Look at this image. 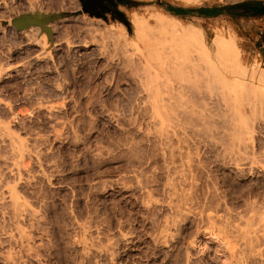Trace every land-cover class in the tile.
<instances>
[{
    "label": "rangeland",
    "instance_id": "1",
    "mask_svg": "<svg viewBox=\"0 0 264 264\" xmlns=\"http://www.w3.org/2000/svg\"><path fill=\"white\" fill-rule=\"evenodd\" d=\"M134 1L137 4L120 7L125 14L123 21L110 15L108 19L91 16L82 11L80 0H0V122L24 140L32 156L21 165L22 178L18 179L20 174L16 172L13 173L17 178L12 177L13 165L8 162L12 158L0 142V181L16 185L20 199L36 210L34 216L25 213L28 216H22V225H17L14 211L4 204L0 195V264H179L186 244L203 239L212 227L224 236L229 234V240L240 249L245 248L246 255L252 256L246 264H264V237L255 239L253 235L258 229L261 230L258 234L264 235L261 225L264 221H260L263 214L258 211L264 210V113L247 117L254 123H247L246 118L244 123L240 118L242 124L234 119L232 125L231 118V123L226 124L225 116L209 98L201 97L204 100L201 101L189 90V86L192 89L199 85L203 95L211 84L218 85L207 77L214 73L229 76L231 58L228 60V56L216 50L215 38L219 34L235 38L241 50V62L247 73L239 79L264 87L257 75L252 77L253 69L256 74L264 72V33L261 32L264 30L260 29L263 20L250 23L232 16L203 17L198 13L176 14L169 9L170 6L210 8L244 0ZM133 10L143 15L154 10L165 14L168 20L180 24V33L183 26L190 25L203 31L208 59V55L196 48L197 52L192 53L194 58L165 53L164 66L143 54L142 63L134 64V47L125 51L121 46V50L111 38L101 35L103 31L87 32L90 24L117 30L123 24L129 39L135 41V27L130 19ZM24 16H40L44 24L17 27L14 21ZM42 33L47 36L45 43ZM139 47L145 54L144 45L139 44L136 49L140 50ZM182 86L186 90L182 89L183 93ZM157 94L164 100L162 97L156 101ZM244 124L246 128L253 125V130L248 129L250 134ZM225 194L228 198L222 210L225 213L211 211L208 206L215 202L214 196ZM253 204L263 208L254 213ZM247 205L253 208L250 210ZM245 208L249 213L243 212ZM208 213L217 215L214 221L208 218ZM250 219L253 225L249 228L257 226L253 231L249 229L253 233L245 229ZM240 220L243 225L238 226ZM168 226L169 230L164 231ZM16 227L25 230L29 242L21 243ZM240 227H244L242 232ZM243 230L250 233L246 232L245 237ZM26 243H30L28 252L22 246ZM252 245L256 251L251 253ZM196 247L192 249L193 264H223L216 262V252L202 251L203 245ZM8 254L10 260L6 258Z\"/></svg>",
    "mask_w": 264,
    "mask_h": 264
},
{
    "label": "bare ground",
    "instance_id": "2",
    "mask_svg": "<svg viewBox=\"0 0 264 264\" xmlns=\"http://www.w3.org/2000/svg\"><path fill=\"white\" fill-rule=\"evenodd\" d=\"M193 1H195V0H183V2L184 3H191V2H193ZM199 1V0H198ZM165 14H163L162 15V13H160V12H158V11H151V12H149V14H147V15H143V13L141 14V13H139V12H137L136 10H133L131 13H130V19H131V21H132V23L134 24V27H135V33H136V38H135V41H132V40H130L129 39V37H128V32H127V30H126V27L123 25V24H120V26H118V30L116 29H114L113 27H110V28H104L103 26H92L91 24L90 25H88V26H90L89 28H91V30H89V28H88V30H87V32L88 33H91V31L93 32L94 31V33H96V32H101V31H103V33L101 32V35H103V34H105V35H107V37L106 38H111L112 39V41L113 42H115V43H117L119 46H120V49L122 50V48H126L125 49V51L127 50V47H128V50H129V48L131 47V48H133L134 47V49H135V56L133 57V54H132V57H133V62H134V64L135 63H142V54L143 55H146L147 56V58H153V59H156V60H159V62H158V64L160 65V66H164L165 65V62H166V60H165V53H168V55H176V57L177 56H179V57H188V58H191L192 56H193V54H194V51L196 50V48L198 49V50H201V52L202 53H204L205 55H208L207 56V59H208V57H209V50H208V48H207V45H206V42H205V36H204V32L203 31H201V30H196L195 28H193V26H183L184 28H183V32H181L180 33V30L181 29H179V25H177L178 24V22H177V24L176 23H174V22H172V19H171V21L170 20H168V19H170L169 17H168V19H167V16H164ZM89 19V18H88ZM92 19V18H91ZM151 19H154L155 20V23L151 20ZM85 21V20H84ZM94 21V20H93ZM98 22H99V20H98ZM81 25V24H80ZM84 25V24H83ZM87 26V25H86ZM112 26V25H111ZM41 28H42V26H40ZM39 27V28H40ZM81 27V26H80ZM79 27V28H80ZM84 27H85V25H84ZM83 26H82V29L84 28ZM38 28V27H37ZM44 28V27H43ZM75 28V27H74ZM45 29V28H44ZM46 30V29H45ZM40 31V30H39ZM47 31V30H46ZM27 32V31H26ZM93 33V34H94ZM49 34H50V32H49ZM225 34V33H224ZM97 35V34H96ZM25 36H26V34H25ZM29 36V35H28ZM42 36H43V38L41 37V35H40V37L42 38V40L44 41V43H45V41L47 40V36H46V34L45 33H42ZM92 36V35H91ZM65 37V36H64ZM93 37H95V35H93ZM92 37V38H93ZM105 37H103V38H105ZM235 37V36H234ZM91 38V39H92ZM102 38V37H101ZM94 39V38H93ZM92 39V40H93ZM100 39V38H99ZM216 40H215V45L218 47V48H216V50L218 49L219 51H220V54H224V56L226 55V56H228V60H229V57L231 58L230 59V61H231V64H230V66H231V70H230V68H229V76L228 75H217V73H216V75H209V76H211V77H215V78H212V79H210L211 77H207V78H209L208 80H213L211 83H215L216 82V85L218 86H213L212 84L210 85V87L212 88V89H210V87H209V89L208 90H206L207 92H205V90L202 88V90L205 92L203 95H201L202 94V92H201V89L199 88V87H201V86H197L196 84V86L197 87H193V86H191V87H193L192 89H190V86H189V90H190V92L192 93V96L194 97V98H199L200 100H201V97H202V99H207V98H209L211 101H212V103H214L215 105H216V108L219 110L218 112H220L221 111V114H223L224 116H225V118H226V120L224 121L225 123L226 122H229L230 121V119L232 118V120H238L239 121V119L240 118H242V121H243V119H245V121H247V123L250 121V119L248 118L247 119V117H251V116H253V115H256V113H264V87H262L261 85H256L255 83L253 84V83H250V82H247L245 79H242V78H244L245 77V75H246V73H247V71H246V68L244 67V65L242 64L243 62H241V50L238 48V46H237V43H236V40H235V38H225L223 35H221V34H219V35H217V37L215 38ZM85 40V39H84ZM91 40V41H92ZM94 40H96V37H95V39ZM36 41V40H35ZM62 41V40H61ZM83 41V40H82ZM37 42H39V40L37 41ZM80 42V41H79ZM114 43V44H115ZM38 44V43H37ZM40 44V43H39ZM42 44V43H41ZM139 44H143L144 45V48H145V50H144V48H143V51H145V54H144V52H142L141 51V47H139L140 48V52L136 49V48H138V46H139ZM42 45H44V44H42ZM41 45V46H42ZM45 46V45H44ZM116 46V45H115ZM114 46V47H115ZM118 46V47H119ZM121 46H122V48H121ZM42 48H43V46H42ZM130 48V49H131ZM127 50V51H128ZM137 50V51H136ZM120 51V50H119ZM130 51H133L134 52V50H130ZM218 51V52H219ZM196 52H197V50H196ZM47 53V52H46ZM45 53V54H46ZM193 53V54H192ZM217 53V52H216ZM201 54V53H200ZM192 55V56H191ZM218 55V54H217ZM219 56V55H218ZM223 56V57H224ZM225 56V57H226ZM196 57V56H195ZM206 57V56H205ZM193 58H194V56H193ZM218 58V57H217ZM221 58V57H220ZM219 60V59H218ZM209 62V61H208ZM215 62H217V61H215ZM219 62V61H218ZM210 63H211V60H210ZM220 63V62H219ZM207 64V63H206ZM212 64H215V63H213L212 62ZM140 65V64H139ZM147 65V64H146ZM220 65V64H219ZM143 66V65H142ZM214 66V65H213ZM3 67H4V65H3ZM209 67V66H208ZM211 68H212V65L210 66ZM214 67H215V69H214ZM212 69H214V70H216L217 69V67L216 66H214ZM2 68V67H1ZM210 68V69H211ZM221 68V67H220ZM3 69V68H2ZM206 70H208V69H206ZM214 70H210L211 72H214ZM222 70V69H221ZM225 70V69H224ZM254 70V72H253V74H252V77L253 76H255V75H257L258 76V82L260 81V82H262V84H263V82H264V72H261L260 74H259V72H258V74H256L257 73V71L255 70V69H253ZM252 70V71H253ZM262 71H264V70H262ZM205 72V71H204ZM222 72V71H221ZM227 72V71H226ZM194 73V72H193ZM222 73H224V72H222ZM189 74V73H188ZM190 74H192V73H190ZM189 74V75H190ZM195 74H197V72L195 73ZM199 74V73H198ZM203 74V73H202ZM211 74V73H210ZM200 75V74H199ZM205 75V74H204ZM186 76V75H185ZM184 76V77H185ZM193 76V75H192ZM201 76H203V75H201ZM242 76V78L241 79H239V77H241ZM190 77V76H189ZM194 77V76H193ZM206 77V76H205ZM186 78V77H185ZM188 78V77H187ZM191 78V77H190ZM199 79H202V77L200 78V77H198ZM204 78V77H203ZM206 78V79H207ZM254 78V77H253ZM195 79V78H194ZM197 79V78H196ZM195 79V80H196ZM205 79V78H204ZM180 80H182L183 81V79H180ZM185 80H187V79H185ZM184 80V81H185ZM189 80H191V79H189ZM189 80H188V82H189ZM192 80H193V78H192ZM194 80V81H195ZM199 81V80H198ZM206 82L205 83H207V80H205ZM209 81V82H210ZM177 82H179V80L177 81ZM188 82H187V84H188ZM192 82V81H191ZM190 82V83H191ZM199 82H201V81H199ZM199 82H195V83H199ZM180 83V82H179ZM186 83V82H185ZM184 83V84H185ZM192 83H194V82H192ZM191 83V84H192ZM203 82H201V83H199V84H202ZM190 84V85H191ZM181 85H183V84H181ZM194 85V84H193ZM203 85V84H202ZM205 86H208V84H204ZM178 86V85H177ZM205 86H204V88H205ZM203 87V86H202ZM214 87V88H213ZM182 89L184 90L185 89V87H183L182 86V88H181V92H182ZM200 89V90H199ZM179 90V89H178ZM165 91V90H164ZM169 91V90H168ZM184 91H186V90H184ZM165 93V92H164ZM183 93V92H182ZM160 94V93H159ZM159 94H157L156 96L157 97H155V100L156 101H160L161 100V98L163 97H160V95ZM167 94V93H166ZM184 94H185V92H184ZM182 95V94H181ZM171 96V95H170ZM179 96V95H178ZM168 97V96H167ZM168 98H170V97H168ZM163 100H164V97L162 98ZM208 99V100H209ZM167 100H169V99H167ZM204 100H201V101H204ZM209 100V101H210ZM195 101H197V100H195ZM199 101V100H198ZM210 101V102H211ZM209 102V103H210ZM190 103V102H189ZM199 103V102H198ZM46 104V103H45ZM44 104V105H45ZM165 104V103H164ZM213 104V105H214ZM203 105V104H202ZM205 105V104H204ZM214 105V106H215ZM7 106V105H6ZM211 106V105H210ZM172 107V106H171ZM208 107V106H207ZM48 108V107H47ZM193 108V107H192ZM9 109V108H8ZM11 109V108H10ZM52 109V108H51ZM177 109V108H176ZM183 109V108H182ZM216 109V110H217ZM195 111V110H194ZM189 112H190V110H189ZM217 112V111H216ZM217 112V113H218ZM192 113V112H191ZM188 114V113H187ZM13 115V114H12ZM182 115V114H181ZM258 115V114H257ZM262 115V114H261ZM50 116V115H49ZM179 117H181V116H179ZM199 117V116H198ZM262 117H263V115H262ZM14 118V117H13ZM202 117H200V119H201ZM219 118V117H218ZM255 118V117H254ZM190 119H192V118H190ZM190 119H188V120H190ZM213 119V118H212ZM4 120V119H3ZM205 120V119H204ZM213 120H215V119H213ZM217 120V119H216ZM232 121V125H234V123L233 122H236V121ZM241 120V119H240ZM191 121V120H190ZM218 121V120H217ZM222 121H223V119H222ZM245 121H243L244 123H245ZM252 122H253V120H251ZM250 121V122H251ZM260 121V120H259ZM219 122V121H218ZM223 122V123H224ZM241 121H239V123H240ZM190 123V122H189ZM210 123V122H209ZM222 123V124H223ZM229 123H231V122H229ZM246 123V124H247ZM254 123V122H253ZM252 123V124H253ZM180 124V123H179ZM178 124V125H179ZM227 124V123H226ZM225 124V125H226ZM240 124H242V123H240ZM9 125V124H8ZM245 125V124H244ZM249 125V124H248ZM253 126V125H252ZM251 126V127H252ZM178 127V126H177ZM202 127V126H201ZM215 128H216V126H214ZM222 127H224V126H222ZM247 127V125H245V128ZM250 126H249V128L250 129H252L253 130V128H251ZM225 128V127H224ZM230 128H234V126L233 127H231L230 126ZM244 128V126H243V129L244 130H248L249 128H246L245 129ZM11 127H9V126H6L5 124H4V122H0V142H2V145H5V147L7 148L6 150H8V152H9V154H10V157L12 158V162L11 161H8V162H10V164L12 163V165H13V167H11L12 169H13V171H11V170H9V171H11L12 173L13 172H16L17 174L19 173L20 175H18L19 176V178L18 179H20V177L22 178V164H23V162L25 163V159L27 158V157H30L31 156V151L30 150H28V149H30V148H27V146H26V143L24 142V140L21 138V137H19L18 135H16L15 133L13 134V133H11ZM201 129V128H200ZM227 129V128H226ZM242 128H240V130H241ZM1 130H2V132H1ZM216 130V129H215ZM228 130V129H227ZM246 130V131H247ZM14 131V130H13ZM243 131V130H242ZM251 131V130H250ZM202 132V131H201ZM249 132V130L247 131V133ZM252 132V131H251ZM17 133V132H16ZM216 133H218V132H216ZM252 133H254V131L252 132ZM212 134V133H211ZM219 134V133H218ZM249 134H250V132H249ZM28 135V134H27ZM240 135H243V134H240ZM252 135V134H251ZM205 136V135H204ZM234 136H235V134H234ZM248 136V135H247ZM236 137H237V135H236ZM236 137H234V139H236ZM212 138V137H211ZM210 138V139H211ZM218 138V137H217ZM252 138V137H251ZM237 139H240V142L242 141L241 140V137L239 136V138H237ZM246 139V138H245ZM23 140V141H22ZM255 141V140H254ZM244 142H245V140H244ZM244 142H243V144H244ZM248 142H249V140H248ZM233 143V142H232ZM213 144V143H212ZM234 144V143H233ZM239 144V143H238ZM247 144V143H246ZM247 146V145H246ZM249 146V145H248ZM248 146H247V148H248ZM241 147V146H240ZM242 147H244V146H242ZM250 147V146H249ZM198 148V147H197ZM199 149V148H198ZM236 149V148H235ZM238 150V149H237ZM242 150V149H241ZM240 150V151H241ZM30 151V152H29ZM235 151V150H234ZM220 153V152H219ZM8 154V153H7ZM192 154V153H191ZM246 154V153H245ZM263 154V153H262ZM220 155V154H219ZM234 156V155H233ZM251 156H253V155H251ZM257 156V155H256ZM32 157V156H31ZM242 158V157H241ZM255 158V157H254ZM237 159H238V157H237ZM253 159V158H252ZM6 161V162H7ZM240 161V160H239ZM238 161V162H239ZM7 162V163H8ZM222 163V162H221ZM6 164V163H5ZM234 164H238V163H236V161H235V163ZM255 164V163H254ZM9 165V164H8ZM22 165V166H21ZM242 165V164H241ZM10 166V165H9ZM240 166V165H239ZM10 168V167H9ZM231 168V167H230ZM232 168H234V166L232 167ZM231 168V169H232ZM237 169V168H236ZM246 169V168H245ZM194 170V169H193ZM230 170V169H229ZM235 170V169H234ZM241 170V169H240ZM243 170V169H242ZM234 172V171H233ZM233 172H232V174H233ZM236 172V171H235ZM241 172V171H240ZM244 172V171H243ZM264 172V171H263ZM10 173V172H9ZM8 173V174H9ZM231 173V172H230ZM238 173H239V171H238ZM237 173V174H238ZM11 174V173H10ZM9 174V175H10ZM9 175H8V177H9ZM13 175H15V173H13L11 176L12 177H14ZM234 175V174H233ZM262 176H264V175H262ZM1 177V176H0ZM15 177H16V175H15ZM243 177V176H242ZM17 178V177H16ZM13 179V178H12ZM18 179H16V180H18ZM7 180V179H6ZM13 180H15V179H13ZM252 180V179H251ZM239 182V181H238ZM250 182V181H249ZM253 182V181H252ZM255 182V181H254ZM7 183V182H6ZM6 183L4 182V180H1L0 181V188H1V192L2 193H0V195H1V198L4 200V204H6V206H8V207H11V209L14 211L13 213H12V215H14V217L13 218H15V221L17 222V225L18 224H21L20 223V220L22 219L21 217L22 216H24L25 215V213L26 214H29V215H33L34 216V211H36V210H34L33 208H30V206L28 205V204H26V202H24V201H22L21 199H20V197H19V195L17 194V191H16V185L15 186H11V185H6ZM256 183V182H255ZM219 186V185H218ZM221 186V185H220ZM5 187V188H4ZM140 187V186H139ZM145 187V186H144ZM219 188V187H218ZM217 188V189H218ZM222 189V188H221ZM220 189V190H221ZM226 189V188H225ZM224 188H223V190H225ZM244 189V188H243ZM242 189V190H243ZM142 190V189H141ZM207 190V189H206ZM219 190V192H221V191H223V190H221L220 191ZM235 190V189H234ZM162 191V190H161ZM211 191V190H210ZM226 191V190H225ZM172 192V191H171ZM203 192H205V191H203ZM215 192H216V190H215ZM218 192V194L220 195V193ZM175 193V192H174ZM177 193V192H176ZM175 193V194H176ZM224 193H226V192H224ZM223 193V194H224ZM242 193V192H241ZM172 194V193H171ZM213 194V193H212ZM217 194V193H216ZM215 194V195H216ZM238 194V193H237ZM174 195V194H173ZM172 195V196H173ZM199 195V194H198ZM254 195V194H253ZM256 195V194H255ZM254 195V196H255ZM259 195V194H258ZM177 196V195H176ZM180 196V195H179ZM203 196H204V194H203ZM226 194L224 195V196H219V197H216L215 198V196H214V201L215 202H212L211 200H212V196H211V198H208V199H210V201H208L209 203H211L209 206H208V208H210L211 209V211H213L214 210V212L216 211V213L217 212H219L220 213V211H222L224 208H225V206H226V204H228L227 202L228 201H226V200H228V198L226 199ZM254 196L252 197V199L254 200V202H256L255 200L257 199H254ZM260 196V195H259ZM138 197V196H137ZM150 197V196H149ZM149 197H148V199H149ZM175 197V196H174ZM193 197V196H192ZM257 197V196H256ZM153 198V197H152ZM168 198V197H167ZM188 198H190L189 197V195H188ZM187 198V199H188ZM1 199V200H2ZM171 199V198H170ZM170 199H169V201H170ZM176 199V198H175ZM201 199V198H200ZM216 199V200H215ZM251 199V200H252ZM152 200V199H151ZM151 200H150V202H151ZM172 200H174V199H172ZM194 200V199H193ZM250 200V201H251ZM263 200H264V198H263ZM146 201V200H145ZM159 201V200H158ZM177 203H179V200L177 199ZM183 201H184V199H183ZM245 201V200H244ZM250 201H248V203L250 202ZM261 201H262V199H261ZM149 202V201H148ZM185 202V201H184ZM198 202V201H197ZM208 202L205 204V205H207L208 204ZM252 202V201H251ZM264 202V201H263ZM146 203H147V201H146ZM171 203V202H170ZM174 203H175V201H174ZM192 203V202H191ZM203 203V202H202ZM205 203V202H204ZM203 203V204H204ZM247 203V204H248ZM253 203V202H252ZM258 203V202H257ZM256 203V204H257ZM261 206L263 205V203H259ZM170 205V204H169ZM201 205V204H200ZM250 205V204H249ZM249 205H247V207L249 206ZM258 205V204H257ZM175 206V205H174ZM177 206V205H176ZM181 206V205H180ZM180 206H179V208H180ZM251 206V205H250ZM248 207L249 209L251 208V207ZM253 206H254V204H253ZM253 206H252V208H253ZM172 207V206H171ZM201 207H204V208H206L205 206H201ZM246 207V208H247ZM258 207V206H257ZM257 207H255L254 206V209L256 208V210L254 211V213L255 212H257V210L259 209V208H263V207H260L259 206V208H257ZM185 208V207H184ZM203 208V209H204ZM245 208V210H243V212H247L246 210H248V209H246ZM251 208V209H252ZM187 209V208H186ZM207 209V208H206ZM213 209V210H212ZM231 209V208H230ZM233 209V208H232ZM250 209V210H251ZM12 210H10V211H12ZM34 210V211H33ZM72 210V209H71ZM174 210V209H173ZM205 210V209H204ZM209 210V209H208ZM226 210V209H225ZM249 210V211H250ZM9 211V210H8ZM188 211H191V210H188ZM202 211V210H201ZM200 211V212H201ZM206 211V210H205ZM229 211V210H228ZM228 211L226 212V214H228ZM232 211V210H231ZM259 211V213L261 212V214H263V215H261L260 216V214H259V216L261 217V219L262 220H260L259 218V220L260 221H264L263 219H264V213H262L264 210H258ZM223 212V211H222ZM242 212V213H243ZM196 213V212H195ZM194 213V214H195ZM223 213H225V212H223ZM222 213V214H223ZM230 213V212H229ZM241 213V214H242ZM247 213H249V212H247ZM4 214V213H3ZM198 214V213H197ZM221 214V215H222ZM225 214V215H226ZM245 214L246 213H244V216H245ZM36 215V214H35ZM177 215L178 216H180V215H182V210L181 209H179L178 210V212H177ZM191 215V214H190ZM205 215V214H204ZM225 215H223V216H225ZM230 215H231V213H230ZM253 216H254V214H252ZM256 215V214H255ZM25 216H28V215H25ZM78 216V215H77ZM185 216V215H184ZM207 216H208V218L209 219H213V221H214V218H215V216H217V215H214L213 213H208L207 214ZM227 216V215H226ZM229 216V215H228ZM237 216V215H236ZM242 216V215H241ZM246 216H247V214H246ZM252 216V217H253ZM262 216H263V218H262ZM36 217V216H35ZM198 217H200V216H198ZM222 217V216H221ZM220 217V218H221ZM230 217V216H229ZM229 217H227V218H229ZM238 217V216H237ZM243 217V216H242ZM248 217V216H247ZM250 217V216H249ZM254 217H256V216H254ZM258 217V216H257ZM256 217V218H257ZM11 218V217H10ZM21 218V219H20ZM24 218V217H23ZM34 218V217H33ZM190 218V216L188 217V219ZM203 218V217H202ZM218 218V217H217ZM223 218V217H222ZM226 218V219H227ZM243 218H245V217H243ZM186 219H187V217H186ZM199 219V218H198ZM201 219V218H200ZM205 219H207V218H205ZM240 219H242V218H240ZM247 219V218H246ZM251 219H253V218H251ZM249 220V221H251L248 225V228H246L245 227V229L247 230V231H250V232H252L253 230V228L254 227H257V226H254V227H252V229L251 228H249L250 226H252L253 224H251V223H253V220ZM258 219H256V220H258ZM28 220V219H27ZM216 220V219H215ZM220 220V219H219ZM219 220H217V221H219ZM229 220V219H228ZM10 221V220H9ZM23 221V220H22ZM38 221H39V219H38ZM182 221H183V219H182ZM206 221V220H205ZM241 221V220H240ZM247 221V220H246ZM2 222V221H1ZM8 222V221H7ZM11 222V221H10ZM15 222V223H16ZM28 222V221H27ZM79 222V221H78ZM164 222H165V220H164ZM167 222L169 223V221L167 220ZM173 222H175V219L173 220ZM223 222H225V221H223ZM230 222V221H229ZM228 222V223H229ZM248 222V221H247ZM257 222V225H258V221H256ZM12 223V222H11ZM166 224V225H169V224ZM227 223V222H226ZM242 223V221L241 222H239V225L238 226H240V224ZM243 223H246V222H243ZM254 223H255V220H254ZM263 223V224H262ZM82 224V223H81ZM198 224V223H197ZM229 224H231V222L229 223ZM247 224V223H246ZM251 224V225H250ZM15 226H16V224H14ZM22 225V224H21ZM85 225V224H84ZM207 225V224H206ZM227 225V224H226ZM237 225V224H236ZM241 225H243V224H241ZM261 225H264V222H261ZM29 226V225H28ZM81 226V225H80ZM109 226V225H108ZM233 226V225H232ZM244 226H245V224H244ZM259 226V225H258ZM14 227V226H13ZM19 227V226H18ZM32 227V226H31ZM82 227H83V225H82ZM199 227V226H198ZM215 227V226H214ZM229 226H227V228H228ZM235 227V226H234ZM242 227V226H241ZM241 227H240V231L242 232V229H244V227L241 229ZM262 226H260V228H261ZM17 228V227H16ZM88 228L89 227H87V230H88ZM169 226L168 227H165V229H164V231L166 230V231H168L169 230ZM173 228V227H172ZM213 228V227H212ZM212 228L211 229H209L210 231H206L204 234H205V236H204V238L203 239H193L192 241H190V242H188V244H186V242H184V244H186V246H185V253L183 254V257H182V259L180 260V261H178L179 262V264H193L192 263V256H193V252H192V249L194 248L195 249V247L196 246H202L203 245V247L202 248H200L202 251H205V250H207V251H214V252H216V258L215 259H217V261L216 262H221V263H223V264H231L232 262H235L236 264H246L247 262H249L248 261V259L250 258V257H248L247 255H246V250H244L243 248L242 249H240L239 247H237V245H236V243H233V241H232V239L231 240H229V234H227V235H222L221 234V231L218 233V232H216L214 229L215 228H213V230H212ZM239 227H236L235 229H238ZM19 229V235H20V237L19 238H21L20 239V241H21V243L23 242V244L25 243V241L26 242H29V237H28V235H26V232H24L22 229H21V227L20 228H17V230ZM83 229V228H82ZM81 229V230H82ZM229 229V228H228ZM227 229V230H228ZM249 229H251V230H249ZM256 229H258V228H256ZM264 229V227L262 228V230ZM83 230H85V229H83ZM82 230V231H83ZM92 230V229H91ZM182 230V229H181ZM217 230V229H216ZM220 230V229H219ZM12 231V230H11ZM86 231V230H85ZM85 231H83V232H85ZM172 231V230H171ZM223 231V230H222ZM236 231H238L239 232V230H236ZM235 231V232H236ZM244 231V233H242V234H245V237L248 235V234H246V232H245V230H243ZM261 232V230L260 229H258L257 231H254V234L253 235H255L254 237H255V239H259V236H263L264 237V235H261V233L260 234H258V232ZM82 232V233H83ZM160 232V231H159ZM202 232V231H201ZM233 232H234V230H233ZM241 232L239 233V234H241ZM250 232H247V233H250ZM13 233V232H12ZM77 233V232H76ZM228 233H229V231H228ZM230 233H232V230H231V232ZM253 233V232H252ZM251 233V234H252ZM263 234H264V232H262ZM80 234V233H79ZM97 234V233H96ZM121 234H123V233H121ZM13 235V234H12ZM18 235V234H17ZM25 235V236H24ZM31 234H29V236H30ZM90 235V234H89ZM164 235H167V234H164ZM4 236V235H3ZM11 236V235H10ZM123 236V235H122ZM186 236V235H185ZM184 236V237H185ZM238 236V235H237ZM241 236V235H240ZM26 237V238H25ZM32 237V236H31ZM30 237V238H31ZM43 237V236H42ZM52 237V236H51ZM55 237V236H54ZM76 237V236H75ZM81 237V236H80ZM85 237V236H84ZM196 237H198V236H196ZM231 237V236H230ZM235 237V236H234ZM249 237H250V235H249ZM248 237V238H249ZM85 238H87V237H85ZM186 238V237H185ZM16 239V238H15ZM54 239V238H53ZM234 239V238H233ZM250 239H251V237L249 238V241H250ZM81 240V239H80ZM93 240V239H92ZM109 240V239H108ZM156 240V239H155ZM186 240V239H185ZM236 240V239H235ZM252 240H253V238H252ZM251 240V241H252ZM3 241V240H2ZM17 241V240H16ZM40 241H41V239H40ZM57 241V240H56ZM77 241V240H76ZM168 241H170V238H169V240H167V242ZM180 241H182V240H180ZM262 241V240H261ZM42 242V241H41ZM51 242V241H50ZM78 242V241H77ZM82 242H84V241H82ZM86 242H87V239H86ZM162 242V241H161ZM160 242V243H161ZM247 242V241H246ZM245 242V243H246ZM20 243V244H21ZM33 243V242H32ZM165 243V242H164ZM181 243V242H180ZM244 243V244H245ZM258 243V242H257ZM260 243V242H259ZM19 244V243H18ZM29 244L30 243H26V245L24 246V245H22L23 246V249L24 250H28L29 249ZM38 244V243H37ZM78 244H79V242H78ZM178 244H179V242H178ZM178 244H176V245H178ZM183 244V245H184ZM247 244H249V243H247ZM262 244V243H261ZM10 245V244H9ZM36 245V244H35ZM49 245V244H48ZM52 245V244H51ZM85 245V249L87 248V251H88V247H86V244H84ZM102 245V244H101ZM105 245V244H104ZM164 245V244H163ZM180 245V244H179ZM251 245V244H250ZM254 245V244H253ZM252 245V247H251V250H249V251H251V253L252 252H254V250L256 249V247L258 246V244L256 245V247L255 246H253ZM260 245V244H259ZM2 246V245H1ZM33 246V245H32ZM38 246V245H37ZM100 246V245H99ZM109 246V245H108ZM112 246V245H111ZM21 247V246H20ZM91 247H93V245L91 246ZM259 247V246H258ZM257 247V248H258ZM31 248V247H30ZM37 248V247H36ZM41 248V247H40ZM82 248V247H81ZM84 248H83V250H84ZM105 248H106V245H105ZM180 248H181V245H180ZM197 248V247H196ZM33 249V248H32ZM176 249H178V247L176 248ZM198 249H199V247H198ZM246 249H247V247H246ZM250 249V248H249ZM16 250V249H15ZM23 250V251H24ZM107 250V249H106ZM258 250V249H257ZM84 251H86V250H84ZM181 251V250H180ZM206 251V252H207ZM248 251V250H247ZM256 251V250H255ZM262 251V250H261ZM12 252H13V250H12ZM25 252V251H24ZM28 252V251H27ZM31 252V251H30ZM198 252H200V250L198 251ZM260 252V251H259ZM11 253V252H10ZM16 253V252H15ZM83 253V252H82ZM106 253V252H105ZM181 253H182V251H181ZM250 253V252H249ZM6 254V253H5ZM87 254H88V252H87ZM86 254V255H87ZM206 254V253H205ZM255 254L256 253H253V255L255 256ZM259 254V253H258ZM257 254V255H258ZM9 255L10 254H8L7 255V257L6 258H8L9 257ZM49 255V254H48ZM252 254H250V256H251ZM30 256V255H29ZM37 256V255H36ZM174 256V255H173ZM253 256V257H254ZM13 256H11L10 258H12ZM17 257V256H16ZM14 258V257H13ZM12 258V259H13ZM173 258V257H172ZM176 258H179V257H176ZM259 258V257H258ZM251 260H252V256H251V258H250ZM8 260H10L9 258H8ZM14 260V259H13ZM19 260V259H18ZM17 260V261H18ZM49 260V259H48ZM255 260V259H254ZM15 262H16V259L14 260ZM14 261H12L13 263H14ZM8 262V261H7ZM9 262H11V261H9ZM177 262V263H178ZM218 262V263H219ZM251 262V261H250ZM17 263V262H16ZM45 263V262H44ZM49 263V262H48ZM7 264H9V263H7Z\"/></svg>",
    "mask_w": 264,
    "mask_h": 264
},
{
    "label": "trees",
    "instance_id": "3",
    "mask_svg": "<svg viewBox=\"0 0 264 264\" xmlns=\"http://www.w3.org/2000/svg\"><path fill=\"white\" fill-rule=\"evenodd\" d=\"M82 4V11L90 14L91 16H98L104 19H108V15L114 19H120L125 21L124 12L118 8L119 4L132 6L137 4L134 0H80ZM247 1H241L230 5H223L217 7H200V8H185V7H173L169 9L176 14H190L198 13L201 16L212 17L224 13L231 8H245ZM211 11H217L216 14H210Z\"/></svg>",
    "mask_w": 264,
    "mask_h": 264
},
{
    "label": "crops",
    "instance_id": "4",
    "mask_svg": "<svg viewBox=\"0 0 264 264\" xmlns=\"http://www.w3.org/2000/svg\"><path fill=\"white\" fill-rule=\"evenodd\" d=\"M247 5L245 8H231L226 10L224 13H221L212 17H229L232 16L234 19L240 18L241 20H247L248 22H257L263 20V25L260 27L261 30H264V0H246ZM205 17V16H203ZM264 33V31H261Z\"/></svg>",
    "mask_w": 264,
    "mask_h": 264
},
{
    "label": "water",
    "instance_id": "5",
    "mask_svg": "<svg viewBox=\"0 0 264 264\" xmlns=\"http://www.w3.org/2000/svg\"><path fill=\"white\" fill-rule=\"evenodd\" d=\"M14 23L17 27L22 28L31 24H44V21L42 20V18H40V16L38 18H36V16H24L20 19L15 20Z\"/></svg>",
    "mask_w": 264,
    "mask_h": 264
},
{
    "label": "flooded vegetation",
    "instance_id": "6",
    "mask_svg": "<svg viewBox=\"0 0 264 264\" xmlns=\"http://www.w3.org/2000/svg\"><path fill=\"white\" fill-rule=\"evenodd\" d=\"M81 2V1H80ZM82 5V4H81ZM121 6H128V5H124V4H119L118 8L120 9Z\"/></svg>",
    "mask_w": 264,
    "mask_h": 264
}]
</instances>
